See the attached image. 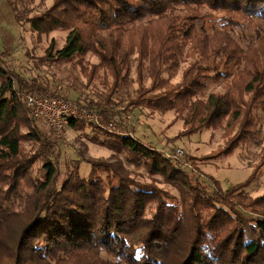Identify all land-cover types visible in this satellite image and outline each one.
Segmentation results:
<instances>
[{
	"label": "trees",
	"instance_id": "obj_1",
	"mask_svg": "<svg viewBox=\"0 0 264 264\" xmlns=\"http://www.w3.org/2000/svg\"><path fill=\"white\" fill-rule=\"evenodd\" d=\"M255 22H264V0H53L27 19L38 37L67 33L60 49L51 41L46 62H82L90 54L98 63L88 76L106 72L113 94L134 61L137 89L127 107L173 111L183 122L177 137L222 130L217 156L259 134L264 30ZM246 26L255 27L248 37ZM191 54L197 58L171 83ZM210 83H225L224 90L203 98ZM25 94L66 99L0 65V264H264V195L245 192L264 166V146L244 182L222 191L210 179L208 191L160 151L108 131L111 114L103 108L89 142L160 176L178 197L108 161L91 163L86 178L72 171L61 179L56 145L31 118ZM68 127L79 131L84 123ZM23 141L37 150L23 152Z\"/></svg>",
	"mask_w": 264,
	"mask_h": 264
},
{
	"label": "rangeland",
	"instance_id": "obj_2",
	"mask_svg": "<svg viewBox=\"0 0 264 264\" xmlns=\"http://www.w3.org/2000/svg\"><path fill=\"white\" fill-rule=\"evenodd\" d=\"M52 2L53 0H0V65L2 67L26 81L36 80L42 83L52 95L64 96L79 107L93 111L91 116L93 120V117L100 119L99 112L106 108L111 114L110 122L106 127L108 131L127 133L146 146L160 151L179 165L190 179L199 182L208 191L213 190L210 179L216 181L220 189L225 191L244 182L250 176L259 162L261 149L264 146V115H259V134L256 138L241 145L230 156H217L225 142L222 130L203 129L193 135L177 137L183 130V122L174 121L173 111L161 114L151 112L143 106L127 107L129 99L137 89L134 61L131 63L127 81L113 94L110 92L112 78L106 72L99 70L95 77L88 76L90 66L98 63L96 57L88 54L82 62L75 60L73 63H49L43 59L51 41L54 40L60 49L67 33L56 31L38 37L30 31L27 19L49 8ZM220 15L212 13L213 17ZM255 25L260 30H264V22H255ZM254 28L246 26L242 31L243 35L248 37ZM238 35L241 34L238 32ZM196 58L195 54L184 57L171 83L180 82L182 71ZM145 85H149L148 79ZM224 86L225 83L208 84L203 91V98L212 92L223 91ZM29 95H22L24 104L26 96ZM89 103L92 107L87 109ZM35 123L56 145L61 179L72 171H76L81 178H86L91 163L108 161L114 163L121 174L142 183L154 184L172 196L178 197L175 188L165 183L160 176L149 175L143 168L129 165L124 155H113L107 149L90 143L92 123L83 120L84 127L79 131L67 126L59 136L48 129L42 121L38 120ZM21 148L23 152L29 154L37 150L36 145L26 141L21 143ZM179 150L183 155L175 158ZM213 155L216 156L208 158ZM41 165L40 159L35 162L32 167L33 175H38ZM245 192L253 198L264 195V166L260 168L258 176Z\"/></svg>",
	"mask_w": 264,
	"mask_h": 264
},
{
	"label": "built area",
	"instance_id": "obj_3",
	"mask_svg": "<svg viewBox=\"0 0 264 264\" xmlns=\"http://www.w3.org/2000/svg\"><path fill=\"white\" fill-rule=\"evenodd\" d=\"M25 105L30 112L31 118L35 121H42L56 136L64 132L69 121L84 120L99 125L98 117H93L94 120L91 119L93 111H87L62 97L52 98L29 95L25 98ZM111 126L112 124L109 125V127ZM182 155L183 152L179 150L175 158L181 157Z\"/></svg>",
	"mask_w": 264,
	"mask_h": 264
}]
</instances>
